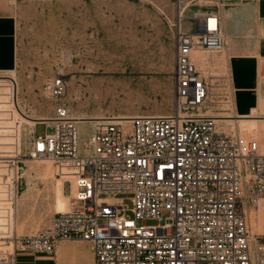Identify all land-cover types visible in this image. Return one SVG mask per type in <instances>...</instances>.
Here are the masks:
<instances>
[{"label":"built area","instance_id":"2783aa9c","mask_svg":"<svg viewBox=\"0 0 264 264\" xmlns=\"http://www.w3.org/2000/svg\"><path fill=\"white\" fill-rule=\"evenodd\" d=\"M189 19L190 29L175 26L172 114L107 116L82 139L59 103L42 122L47 133L36 125L25 150L20 120L4 131L0 111V264H20L19 252L54 256L71 240L90 244L92 264H264V237L250 216L264 200V154L256 140L218 132L216 118L198 114L211 83L192 53L227 48L223 15L196 7ZM45 90L59 99L66 82L58 76ZM30 159L70 170L74 209L57 213L48 231L19 237L13 210Z\"/></svg>","mask_w":264,"mask_h":264},{"label":"rangeland","instance_id":"374dc122","mask_svg":"<svg viewBox=\"0 0 264 264\" xmlns=\"http://www.w3.org/2000/svg\"><path fill=\"white\" fill-rule=\"evenodd\" d=\"M242 1L195 0L183 4L186 17L196 7L220 10L224 17L227 48L219 53L200 50L206 59L201 65L198 63V68L209 78L212 94L202 111L240 115L235 111L233 101L232 86L237 81L234 66L241 59V21L253 20L252 9L244 7ZM178 2L20 0L14 59L9 64L10 71L0 72V75L15 78L14 103L17 100L24 114L32 118L52 117L59 103L65 105L74 117L172 114L177 106L174 48ZM243 26L246 29V23ZM249 28L259 32V39L252 43L256 48L260 43L262 54L264 24L254 22ZM260 56L259 76L264 77V55ZM58 76L65 80L66 91L55 99L46 92L45 86ZM0 105L2 118L8 124L19 119L14 111L10 80L0 79ZM250 116L259 115L255 110ZM36 125L20 120L17 128L22 131V149L29 147L35 127L37 135L47 133L44 124ZM90 128V123L79 125L82 139H86ZM225 130L229 132L228 128ZM231 133L243 143L258 141V128L255 131L253 121L238 123L237 130ZM68 172L69 169H62L52 161H26L14 216L19 237L35 236L52 228L57 214L54 185L63 176L69 177ZM71 179L73 181V177ZM71 179L65 178V191L70 197ZM125 204L132 208L129 200ZM251 223L252 230L256 231L255 211ZM82 242L91 259L90 244ZM85 254L86 249L80 248L79 264H91L88 260L85 263ZM57 257L19 252L17 262H57ZM66 264H77L76 259L69 257Z\"/></svg>","mask_w":264,"mask_h":264},{"label":"crops","instance_id":"0c3cea01","mask_svg":"<svg viewBox=\"0 0 264 264\" xmlns=\"http://www.w3.org/2000/svg\"><path fill=\"white\" fill-rule=\"evenodd\" d=\"M20 0H0V72L10 71L9 64L13 62L15 50V28L17 27V12ZM243 6L252 9L253 20L252 22L241 21V43L240 52L241 59L235 63V78L233 82V101L235 111L243 116H250L256 110L259 119L255 122V131L258 128V145L261 153L264 154V77L259 76V67L261 56L260 47L253 45L254 39H259L258 31H250L249 25L252 23L264 24V0H243ZM223 15V14H222ZM224 18V17H223ZM224 21V19H223ZM246 23L247 27L243 26ZM252 34V35H250ZM250 36V37H249ZM256 36V37H254ZM226 37V36H225ZM227 40V39H226ZM200 65L204 61L205 56L200 55ZM261 57V58H260ZM264 58V56H263ZM239 76V77H238ZM259 124V127H258ZM256 212V228L257 233L264 237V200L260 203ZM252 227V226H251ZM68 242V241H66ZM66 247L74 248L75 253L78 255L80 248L86 249V260L92 264V256L89 259V251L84 244H70L66 243ZM56 253L57 252L56 249ZM56 254V256H58ZM72 257V256H70ZM76 263L79 264L77 256H73ZM58 258V257H57ZM69 257L64 261L57 264H66Z\"/></svg>","mask_w":264,"mask_h":264},{"label":"bare ground","instance_id":"6f19581e","mask_svg":"<svg viewBox=\"0 0 264 264\" xmlns=\"http://www.w3.org/2000/svg\"><path fill=\"white\" fill-rule=\"evenodd\" d=\"M189 3H191L190 0H189V2H188V0H179L178 5H177V23L176 24L178 26L180 23L181 27L184 28L185 30L190 29V23H189L190 22V19H189L190 16L186 17V15H184V11L183 12L181 11V13H180V9L182 10V8H184L183 4H189ZM200 55H203L200 53V50L194 51L192 53V58L196 63H200V58H201ZM205 59H206V57H205ZM208 62H209V60H208ZM0 79H2V80L6 79V80L11 81L12 101H13V104H15V108H14L15 110L14 111L16 113V116L20 120H23L24 122L29 123L31 125H36V123H42L46 120H49V118H32V117L25 115L24 112L18 106L19 104L17 103V100L14 103V99H15V95H16V81L14 80L15 79L14 76L13 75H0ZM211 103H213V102H211ZM202 110H203V108L198 112L200 117H214V118H216L218 132H225L226 134L233 135V136H237L236 134H232L231 132H234L237 130L238 123L248 122V121L256 122L259 119L258 117H254V116H243V115H235V114H215L213 112L209 113L208 110H207V112L202 111ZM105 117H99V116H95V117H77L76 116V117H74V116H72V119H75L77 121L78 129H79V125L81 123H90L91 128H92L93 124L97 120L104 119ZM114 117H117L118 119L130 120V119L134 118L135 116H125V117L114 116ZM6 124H8V123H7V121L4 120L2 123L4 130H7ZM91 128H90V130H91ZM225 128H228L229 132H227L225 130ZM90 130L88 132V135L90 134ZM88 135H87V137H88ZM32 160L51 161L48 159H32ZM49 172H50V170H49ZM68 173L69 174H66V175L69 177L63 176L60 180H57L56 184L54 185V207H55L56 213L69 212V211H72L74 209L73 195L75 193V185H74V180L72 181V179H71L72 175H70V172H68ZM48 175H49V173H48ZM65 178L71 179L70 182H71V196L72 197H70L66 194ZM13 215L15 216V209L13 210ZM250 216H252V213L250 214ZM13 221H14L12 223L13 229L16 231L15 217H13ZM72 241H76V242L73 243V242H69V241L68 242L64 241V242H61L57 246V252H59L58 258H57V263L64 261L67 257L77 256V254L75 253L76 250L74 248H71V247H66L65 244L70 243V244L75 245V244H84V243L82 242L83 240H72ZM78 241H80V242H78ZM85 242H87V241H85ZM2 249L6 250L8 248H2ZM90 253L92 256V263H93V255H92L91 247H90Z\"/></svg>","mask_w":264,"mask_h":264}]
</instances>
